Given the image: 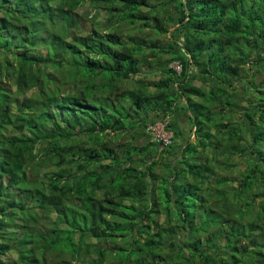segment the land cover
Here are the masks:
<instances>
[{
	"label": "trees",
	"instance_id": "obj_1",
	"mask_svg": "<svg viewBox=\"0 0 264 264\" xmlns=\"http://www.w3.org/2000/svg\"><path fill=\"white\" fill-rule=\"evenodd\" d=\"M87 1L0 0V264H264V0Z\"/></svg>",
	"mask_w": 264,
	"mask_h": 264
},
{
	"label": "rangeland",
	"instance_id": "obj_2",
	"mask_svg": "<svg viewBox=\"0 0 264 264\" xmlns=\"http://www.w3.org/2000/svg\"><path fill=\"white\" fill-rule=\"evenodd\" d=\"M80 13L82 14V18H83L84 22H86L90 26L92 24L99 23L100 24L99 28H103L104 30H107L105 28V26H106V24L109 23L110 15H109L108 11L102 7L101 4H98V3H95L93 1L88 0L86 2L85 6H83L80 9ZM162 13H172V14H174L175 10L173 9V6L169 4L167 9L162 10ZM78 29H79V31H81L82 30V26L78 27ZM119 30H120V32L124 33L126 38H128V36H130V35H136L139 38L147 40L149 35H153V33L151 32L152 30H150V28H140V27H135V26L128 27L126 24H121ZM162 39L164 40L163 44L168 43V41L166 39V35H163ZM163 59L166 60L167 56L163 55ZM156 65L157 66H155V65L153 66V69H156L154 71V74L151 75V74L148 73L146 75L151 80L159 79L161 77V74H160V72L158 70L159 65L158 64H156ZM173 65H175V64H173ZM147 72L148 71H147V67H146L145 68V72H143V73L146 74ZM257 81H258V84H263L264 85V75L259 76V79L257 78ZM196 84L198 86H200L199 82H196ZM242 105H246V103L242 102ZM178 119H180V117H178ZM178 119H177V117L175 118V115L174 116H167L165 121H167L168 123L175 122L176 125H177L178 124ZM165 121L159 120V121H157L155 124H153L151 126H154V128L157 129V127H160L159 125L162 124ZM179 122H180V127H181L180 131L183 133V138H185V139L190 138L191 137V132H190L187 120L185 118L181 117ZM169 132L170 131L165 130V133H169ZM153 133L154 132L152 131V135H153ZM156 133L157 132L155 131V134ZM191 139H193L195 141V137L194 136H192ZM152 141H157V138L154 137V135H153ZM53 170L54 169H51L48 172V174L51 171H53ZM114 263H115V261L111 262V263H106V264H114Z\"/></svg>",
	"mask_w": 264,
	"mask_h": 264
},
{
	"label": "built area",
	"instance_id": "obj_3",
	"mask_svg": "<svg viewBox=\"0 0 264 264\" xmlns=\"http://www.w3.org/2000/svg\"><path fill=\"white\" fill-rule=\"evenodd\" d=\"M174 68L178 71H181V65H175ZM168 124L167 121L160 124V127H157V129L154 128V126H150L149 130H152L154 133V137L157 138V141L162 142L165 146H170L173 143V133H165V126ZM155 131L157 132L155 134Z\"/></svg>",
	"mask_w": 264,
	"mask_h": 264
},
{
	"label": "clouds",
	"instance_id": "obj_4",
	"mask_svg": "<svg viewBox=\"0 0 264 264\" xmlns=\"http://www.w3.org/2000/svg\"><path fill=\"white\" fill-rule=\"evenodd\" d=\"M166 130V129H165ZM171 132V131H170ZM173 144V143H172Z\"/></svg>",
	"mask_w": 264,
	"mask_h": 264
}]
</instances>
